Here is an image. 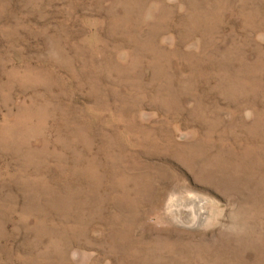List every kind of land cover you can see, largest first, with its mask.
Here are the masks:
<instances>
[{
    "label": "rangeland",
    "instance_id": "obj_1",
    "mask_svg": "<svg viewBox=\"0 0 264 264\" xmlns=\"http://www.w3.org/2000/svg\"><path fill=\"white\" fill-rule=\"evenodd\" d=\"M0 264H264V0H0Z\"/></svg>",
    "mask_w": 264,
    "mask_h": 264
}]
</instances>
